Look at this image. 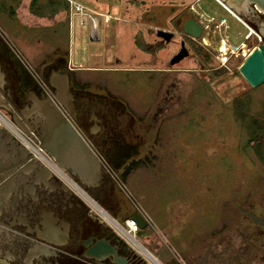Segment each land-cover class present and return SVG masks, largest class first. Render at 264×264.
<instances>
[{
    "label": "rangeland",
    "instance_id": "rangeland-1",
    "mask_svg": "<svg viewBox=\"0 0 264 264\" xmlns=\"http://www.w3.org/2000/svg\"><path fill=\"white\" fill-rule=\"evenodd\" d=\"M22 2L0 0L2 44L42 78V70L51 63H34L24 49L36 53L40 47L60 44L64 48L59 61L69 68L63 56L69 47L68 29L59 24L58 35L52 33L55 25L46 26L45 19L38 18L47 14L46 9L38 2L39 15L34 17L28 3L25 12L19 10ZM81 2L87 15L75 17L71 36L74 64H81L78 78L92 93L110 92L125 102L135 117L129 140L139 143L137 153L124 164L137 160L133 169L124 177L117 173L116 192L102 200L106 205L95 202L119 224L137 212L148 219L135 237L157 258L139 247L149 264H264V83L248 84L239 72L242 57L233 55L223 64L239 44L233 29L240 25L210 0ZM190 2L208 26L203 38L209 43L202 39L200 47L211 55L203 63L210 70L197 79L187 72L165 81L154 79L144 70L146 11L156 16L159 12L167 22L173 11ZM91 10L112 15L108 25L98 15L97 38L90 34ZM221 14L233 29L221 22L215 27L214 17ZM151 25L157 22L151 19ZM222 40L228 45L226 53L218 50ZM192 54L180 67H195L193 56L198 55ZM169 66L151 63L153 68ZM256 137L263 140L261 154Z\"/></svg>",
    "mask_w": 264,
    "mask_h": 264
},
{
    "label": "flooded vegetation",
    "instance_id": "flooded-vegetation-1",
    "mask_svg": "<svg viewBox=\"0 0 264 264\" xmlns=\"http://www.w3.org/2000/svg\"><path fill=\"white\" fill-rule=\"evenodd\" d=\"M210 1V5L220 7L240 25L233 29L229 18L224 14L218 19L214 17L215 27H219L221 22V25L225 24L226 28L234 30L233 39L239 43L235 49L231 46L234 53L238 50L241 54L245 47L252 52L264 44V14L261 11L253 7L250 17H240L227 10L219 0ZM182 9L173 11L167 22L159 12L158 17L155 12L146 11L142 50L148 66L144 70L154 79L165 81L168 76L180 72H187L197 79L203 72L210 70L204 68L203 63L209 62L211 55L200 47L203 45L200 40H204L203 35L208 26L198 18V12L191 2ZM189 13L196 16L188 15ZM151 19L157 25H151ZM188 19H194L203 27L201 38L195 39L183 32V25ZM162 32L169 34L164 35ZM259 38L261 40L257 45L251 43ZM184 48L188 55L172 64L173 59ZM194 51L198 55L193 56L195 67H180L194 55ZM232 57L233 55L230 56ZM151 63L170 66L153 68ZM22 64L0 39V65L4 72L1 88L5 101L11 102L19 112L26 106L30 108L33 104L32 94L39 99L48 95L39 83L40 80L45 81L55 93L49 83L52 72L68 73L73 96L74 128L80 135L82 131L89 139L103 166L98 181H84L80 173L68 166L62 168L56 163L57 172H54L29 150L36 160L27 165L22 162L24 155L19 145L28 148L14 136L16 143H13L12 148L8 146V149L17 153L14 156L0 153V259L10 264H117L113 261L112 254L101 261L87 256L103 245L114 248L117 256L125 259L128 264H149L140 248L128 243L96 212L90 202L104 200L107 195L115 193L116 184L119 183L117 173L120 172L122 177L126 176L138 162L133 159L131 165H124L126 160L137 153L139 144L129 140L135 124L133 113L118 96L110 92L100 94L89 91L65 64L47 65L42 70L43 78L30 72ZM21 95L24 99H21ZM65 113L68 114L67 111ZM124 116L129 120L124 122ZM28 124L34 129L33 137H38L41 122L29 118ZM19 132L25 139L36 143L22 130L19 129ZM47 155L53 159L48 153Z\"/></svg>",
    "mask_w": 264,
    "mask_h": 264
},
{
    "label": "water",
    "instance_id": "water-1",
    "mask_svg": "<svg viewBox=\"0 0 264 264\" xmlns=\"http://www.w3.org/2000/svg\"><path fill=\"white\" fill-rule=\"evenodd\" d=\"M225 6L240 17H250L253 7L264 14V0H220ZM183 32L195 39L201 38L203 35V27L194 19H188L183 25ZM162 34H169L162 32ZM262 36V35H261ZM263 37V36H262ZM1 39V32H0ZM188 55L184 48L182 52L172 61V64L179 62ZM239 72L252 87H257L264 83V44L256 47L242 62ZM4 72L0 65V110H2L9 120L25 135L34 139L38 146L48 153L54 161L62 168L66 166L73 168L81 174V179L90 181L94 179L98 181L101 177L103 166L102 160L99 158L97 151L90 145L89 139L81 131V135L74 128L73 120L74 107L73 96L70 91V82L68 73L53 71L50 77V85L55 89L53 95L39 99L32 94L33 104L30 108L27 106L18 111L14 105L8 100L5 101L2 92V82ZM2 83V84H1ZM46 93V92H45ZM21 99L24 96L21 95ZM68 112V114L65 113ZM32 118L36 122H41V133L38 137H33V127L28 124V119ZM14 135L9 129L0 126V153L14 156L17 152L8 149L12 148L16 143ZM24 155L23 163L29 165L31 161L36 159L30 154L28 149L19 145ZM141 229L147 227L148 223L141 212H137L130 217ZM114 256V262L117 264H128L123 258L117 256L114 248L100 245L93 252L88 253V257H94L101 261L107 255ZM0 264H10L6 260L0 259Z\"/></svg>",
    "mask_w": 264,
    "mask_h": 264
},
{
    "label": "crops",
    "instance_id": "crops-1",
    "mask_svg": "<svg viewBox=\"0 0 264 264\" xmlns=\"http://www.w3.org/2000/svg\"><path fill=\"white\" fill-rule=\"evenodd\" d=\"M22 4L20 5V11L25 12V7L28 3V8H30V15L34 17H38L39 13H37V6L36 4L39 2L41 4L42 9H46L47 14L43 17H38L41 19H45L46 21V26H54L52 29V33L58 35V32L55 28L57 26L62 25L63 27H66L69 32L70 40H69V47L68 49L65 48V51L63 53V56L67 59V63L69 64V69L73 70L75 75L77 74L76 69L81 68V64H74V57H73V49H72V42H71V36H72V29L75 27V17L76 16H86L87 13L81 14V12L76 11L75 8L70 4V0H22ZM78 3H81L83 6L84 4L81 2V0H75ZM36 7V8H35ZM85 7V6H84ZM14 12V11H13ZM91 15L95 17L94 21L91 19ZM104 17V23L105 24H110L112 20V15L111 14H98L97 12L91 10L90 13L88 14L90 22H91V32L90 34L97 38L99 29H100V18L99 16ZM105 16H110L111 19L109 21L105 20ZM81 23H84V20H81ZM1 30V29H0ZM2 31V30H1ZM4 33V32H3ZM80 34V33H79ZM60 44H55L53 47H48V48H43L40 47L38 48V51L35 53L32 51L33 49L26 50L25 55L29 57L32 61H37L34 63H60L61 56H59L61 50H63L64 47H60ZM41 54V55H40ZM68 68V67H67ZM77 77L78 74L76 75Z\"/></svg>",
    "mask_w": 264,
    "mask_h": 264
},
{
    "label": "built area",
    "instance_id": "built-area-1",
    "mask_svg": "<svg viewBox=\"0 0 264 264\" xmlns=\"http://www.w3.org/2000/svg\"><path fill=\"white\" fill-rule=\"evenodd\" d=\"M70 4L75 8L76 11H79L81 12V14H85V7L81 4V3H78L77 1L75 0H70ZM91 19L94 21L95 17L93 15L90 16ZM111 19L110 16H105V20L106 21H109ZM1 32V38H4V34L3 32L0 30ZM6 41V40H5ZM7 44H10L8 41H6ZM10 46V45H9ZM13 48V47H12ZM14 54L16 55L17 58H19L23 65L26 66V68L34 73V71H32V67L30 65H28L23 57H21L20 54H18L14 49H12ZM250 54L249 53H246L245 51H243L241 54L240 53H234L232 51V55H236L237 57H242L243 59H245L246 57H248V55ZM230 57H226L225 58V62L223 63L225 66H226V62H228V59ZM39 80L40 78L37 77ZM39 83L42 85V88L43 90L49 95H53V91L50 89V87L48 86V84L43 81V80H40ZM0 126H4L6 127L7 129H9V131H11L13 133V135L15 137H17L18 139H20L24 144L25 146L28 148V150L34 154L41 162H43L45 165H47L50 169H53L54 172H57L56 169H57V165H56V162L51 159L46 152H44L39 146L38 144L36 143H32V141L30 140H27L25 139L19 132V129L18 127H16L10 120L9 118L6 116V114L0 110ZM146 221L148 222V219L145 218ZM121 226V228L125 231L126 234H123L120 232L119 229L115 228V230L128 242L130 243L133 247H138V245H136L138 242V240L136 239L135 235L140 231V227L139 225L134 221L132 220L130 217L128 219L125 220V222L123 224H119ZM134 242H132V241ZM136 242V243H135ZM139 248V247H138Z\"/></svg>",
    "mask_w": 264,
    "mask_h": 264
},
{
    "label": "bare ground",
    "instance_id": "bare-ground-1",
    "mask_svg": "<svg viewBox=\"0 0 264 264\" xmlns=\"http://www.w3.org/2000/svg\"><path fill=\"white\" fill-rule=\"evenodd\" d=\"M219 2L227 9V10H229L232 14H235L233 11H231L227 6H225V4H223L220 0H219ZM236 15V14H235ZM204 43L205 44H208L209 42H208V40L204 37ZM218 50L220 51V52H222V53H226L227 52V50H228V45H227V42H226V40H222L221 41V43L219 44V46H218ZM90 202H91V204H92V206L102 215V217H103V219L107 222V223H109L111 226H113V227H115V228H117V229H119L120 230V232L121 233H123V234H126L125 233V231L121 228V226L119 225V223L112 217L111 218V216H109L108 215V213L101 207V206H99L96 202H94V201H92V200H90ZM99 208V209H98ZM111 221V223L109 222V221ZM132 241V240H131ZM133 242V241H132ZM134 243V242H133ZM136 243V242H135ZM136 245H138V247H140L142 250H143V252L146 254V255H148V256H150L152 259H155V260H157V258L153 255V254H151L150 252H148L147 250H145L144 248H142L141 247V245H139V243H137Z\"/></svg>",
    "mask_w": 264,
    "mask_h": 264
},
{
    "label": "trees",
    "instance_id": "trees-1",
    "mask_svg": "<svg viewBox=\"0 0 264 264\" xmlns=\"http://www.w3.org/2000/svg\"><path fill=\"white\" fill-rule=\"evenodd\" d=\"M254 141H255V144H256V149H257V152H258V154H261V146L263 145L262 143H263V140L261 139V138H259V137H256V139H253ZM262 144V145H261ZM110 195V194H109ZM101 204H103V205H106L105 204V202L104 201H102L101 200V202H100ZM130 217V216H129ZM139 233V232H138Z\"/></svg>",
    "mask_w": 264,
    "mask_h": 264
}]
</instances>
